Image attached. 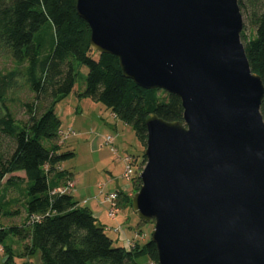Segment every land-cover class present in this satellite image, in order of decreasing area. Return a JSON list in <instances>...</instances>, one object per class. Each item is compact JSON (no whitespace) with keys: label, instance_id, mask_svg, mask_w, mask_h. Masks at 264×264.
<instances>
[{"label":"water","instance_id":"95a60500","mask_svg":"<svg viewBox=\"0 0 264 264\" xmlns=\"http://www.w3.org/2000/svg\"><path fill=\"white\" fill-rule=\"evenodd\" d=\"M90 49L124 78L177 97L181 121L145 120L131 210L157 264H264V87L237 0H76Z\"/></svg>","mask_w":264,"mask_h":264},{"label":"trees","instance_id":"16d2710c","mask_svg":"<svg viewBox=\"0 0 264 264\" xmlns=\"http://www.w3.org/2000/svg\"><path fill=\"white\" fill-rule=\"evenodd\" d=\"M75 2L0 0V60L14 65L0 74V219L25 214L23 225L0 224L2 264L13 262L12 248L5 244L8 237L20 242L23 256L39 254L40 264H139L143 257L157 264L150 239L130 248L114 247L92 212L79 207L68 193L71 175L59 165L74 154L60 153L61 122L55 106L78 94L77 63L84 75V90L78 97L101 104L129 126L144 147L146 118L154 114L166 122L181 121V102L163 91L136 86L123 77L114 56L92 51L90 30L78 17ZM237 4L248 26L240 41L251 71L264 87V0H237ZM17 77L23 78L31 95L23 104L24 121H17L6 105ZM260 114L264 121V95ZM141 159L131 181L133 193L140 188L143 154ZM21 172L23 179L13 176ZM10 192L17 196L9 198ZM132 195H118L117 204L131 208ZM18 206L21 212L14 210Z\"/></svg>","mask_w":264,"mask_h":264},{"label":"rangeland","instance_id":"374dc122","mask_svg":"<svg viewBox=\"0 0 264 264\" xmlns=\"http://www.w3.org/2000/svg\"><path fill=\"white\" fill-rule=\"evenodd\" d=\"M242 19V32L248 33V26L243 16ZM13 68L14 65L10 61L0 60V74ZM74 75L78 84V94H70L55 107V113L61 121V129L64 132L70 131V137L61 146L60 153L73 152L74 154L72 158L64 160L60 165L73 175L77 185L90 183L91 186L94 185L93 191L95 190V192H99L97 187L99 185L103 186V192H114L115 190L109 191L110 188L113 189L114 187L113 185L107 187V182L123 174L125 169L124 155H138L141 159L144 147L139 143L132 129L113 118L110 111L101 104L78 97L79 93L84 90V75L80 72L77 63L74 64ZM15 82L16 87L8 93L6 105L17 121H24L26 117L23 104L30 99L31 95L23 78L17 77ZM107 137L112 138V144H104V139ZM144 166L145 164L139 170L138 175ZM134 168L133 164V170ZM18 175L21 176V179L24 178L22 172ZM135 176L137 175L135 174ZM120 181L127 186L131 184L121 177ZM131 193L135 194L133 191ZM7 196L11 198L17 195H12L10 192ZM108 207L109 203H107V209L103 208L107 215L104 214L97 224L104 228L105 234L113 241L114 247L127 246L128 242V248H130L132 242L127 239L131 238H134V243L140 245L145 244L150 239L153 231L152 224L143 223L139 225V219L128 206H116L117 212L113 219H110ZM15 209L21 212L19 206ZM24 222V216L21 213L13 219H0V224L4 226H20ZM5 244L12 248V264H40L39 254L32 257L22 255V247L17 239L8 237ZM4 259L3 249L0 248V264ZM138 263L149 264L145 257L141 258Z\"/></svg>","mask_w":264,"mask_h":264},{"label":"crops","instance_id":"0c3cea01","mask_svg":"<svg viewBox=\"0 0 264 264\" xmlns=\"http://www.w3.org/2000/svg\"><path fill=\"white\" fill-rule=\"evenodd\" d=\"M110 114L114 118V116H113V114L111 112H110ZM115 128H116V125H115ZM60 131L64 132L61 128H60ZM69 137L70 136L67 135L65 140L67 138H69ZM109 139L111 141L110 144H112V138L111 137H107L106 139H104V144L105 145H107L106 141H108ZM65 140L62 142L61 146L63 145ZM125 157H130L132 159L134 167H135L133 171H134V173L137 172V169L140 167V164H141V159H139L138 155L129 156V155L125 154L124 158ZM59 168L61 170L66 171L61 165H59ZM68 173L71 175L70 178H71V183H72V186L69 188L68 193L78 203L79 207H84V208L89 209L92 212L93 217L98 222L100 220V218L103 217L104 214L107 215L106 210L103 211L104 207L107 209V203L105 201V195L107 193L103 192V186H100V185L97 186L99 192H95V190L93 191L94 185L91 186L90 183H86V184L84 183V184H81V185L80 184L77 185V183L74 181L73 175L70 172H68ZM122 175L120 174L117 178H113V180H109V182H107V187H109V185H113L114 188L113 189L110 188L109 191L115 190L116 192H118L119 195H124V196H128L129 197V196L132 195L131 192L133 191V187H132V184L127 186L125 183L120 181V177L123 179ZM13 176H17V177L21 178V176L18 175V173L14 174ZM119 184H120V186H119ZM104 185H106V184H104ZM121 197H123V196H121ZM22 214H23V216L25 215L23 211H22ZM24 218H25V216H24ZM133 239L134 238L127 239V240L129 242H132V244H135L133 242Z\"/></svg>","mask_w":264,"mask_h":264},{"label":"built area","instance_id":"2783aa9c","mask_svg":"<svg viewBox=\"0 0 264 264\" xmlns=\"http://www.w3.org/2000/svg\"><path fill=\"white\" fill-rule=\"evenodd\" d=\"M70 132V131H69ZM69 132H62V131H59L58 132V135H59V139H60V144H62V142L65 140L66 136L69 135ZM107 144H110L111 141L110 139L108 141H106ZM124 163H125V169H124V172H123V179L125 181H127L128 183H131L132 181V178L134 177L135 173L133 171V161L130 157H125L124 158ZM72 186V183H70L69 185V188ZM118 192L114 191V192H110V193H107L105 195V201L107 203H109V210H108V217L110 219H113L115 213L117 212V200H118ZM40 218L39 217H35L33 218V220H36L38 221ZM126 247H129V244L127 242V246Z\"/></svg>","mask_w":264,"mask_h":264}]
</instances>
